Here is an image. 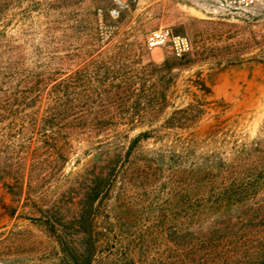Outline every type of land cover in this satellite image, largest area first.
<instances>
[{
	"label": "trees",
	"instance_id": "1",
	"mask_svg": "<svg viewBox=\"0 0 264 264\" xmlns=\"http://www.w3.org/2000/svg\"><path fill=\"white\" fill-rule=\"evenodd\" d=\"M125 47L115 46L109 61ZM9 53L0 58V184L12 202L1 200L8 216L31 199L38 217L28 219L53 244L59 264H154L156 247L159 264H232L226 260L244 246L250 224L264 219V208L246 211L264 191V127L254 138L236 137L217 114L199 139L194 129L215 109L213 92L200 72L179 84L180 61H150L147 73L107 68L92 76L88 94L86 69L65 75L60 57ZM88 53L83 46L67 57ZM134 96L147 107L86 105L92 97L125 103ZM116 118L126 122H110ZM25 126L36 129L33 146L32 131L15 130ZM73 154L77 162L92 157L74 171L71 200L35 194L42 176L59 175ZM13 155L30 164L12 163ZM251 257L264 258V247Z\"/></svg>",
	"mask_w": 264,
	"mask_h": 264
},
{
	"label": "rangeland",
	"instance_id": "2",
	"mask_svg": "<svg viewBox=\"0 0 264 264\" xmlns=\"http://www.w3.org/2000/svg\"><path fill=\"white\" fill-rule=\"evenodd\" d=\"M124 1L128 9L112 19L108 15L111 0H0V58H7L11 50L25 52L35 60L60 57L64 60L62 72L65 75L86 69L88 94L94 93L92 76L102 75L107 68L147 73L150 61L155 64L167 59L180 61L186 68L180 72L178 83L200 72L213 92L214 101L210 106L215 109H211L194 129L198 138H205L217 114L225 131L240 138L256 137L264 127V7H254L229 17L211 13V0ZM159 27H168L174 33L187 36L191 51L182 58H175L165 47L147 49L145 35ZM122 43L126 45L123 54L115 56L119 58L117 61L110 62L112 50ZM83 46L89 48L90 54L67 57ZM138 58L143 59L141 63L136 62ZM177 71L174 69L173 73ZM102 89L109 96L115 93L108 85ZM86 105L117 111L129 107L146 108L148 103H138L136 96L125 103L102 102L92 97ZM161 121L158 119L156 123ZM110 122L126 121L116 118ZM15 130L26 134L32 131V146L35 144L36 129L25 126ZM76 157L73 154L65 162L59 175L42 176L44 182L33 192H42L44 200L70 201L75 191L72 186L74 171L81 170L92 155L80 156L78 162ZM12 163L28 167L30 157L23 160L13 155ZM39 172L36 169L34 176ZM50 180L55 184L52 187ZM2 194L0 184V264H59L60 256L53 244L43 230L28 219L38 217L33 201L22 198L10 217L7 215L10 209L4 208L1 200L4 197L5 204H11V199ZM258 207L264 208V191L246 206V211L251 214ZM260 220L250 224L244 246L226 262L264 264V258L251 257L254 251L264 247V219ZM158 253L156 247L154 264L163 262L157 258ZM166 255L165 252L161 257ZM214 264L225 263L216 261Z\"/></svg>",
	"mask_w": 264,
	"mask_h": 264
},
{
	"label": "built area",
	"instance_id": "3",
	"mask_svg": "<svg viewBox=\"0 0 264 264\" xmlns=\"http://www.w3.org/2000/svg\"><path fill=\"white\" fill-rule=\"evenodd\" d=\"M254 7H264V0H211L210 12L233 17ZM127 9L128 4L124 0H111L108 15L110 18L115 19ZM144 43L149 50L165 47L175 58H182L191 51V42L188 37L174 33L168 27H159L148 32L145 35Z\"/></svg>",
	"mask_w": 264,
	"mask_h": 264
}]
</instances>
